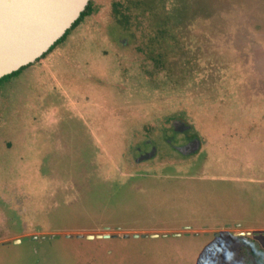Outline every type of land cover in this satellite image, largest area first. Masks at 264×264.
I'll return each mask as SVG.
<instances>
[{
	"label": "rangeland",
	"instance_id": "obj_1",
	"mask_svg": "<svg viewBox=\"0 0 264 264\" xmlns=\"http://www.w3.org/2000/svg\"><path fill=\"white\" fill-rule=\"evenodd\" d=\"M122 1L93 0L59 47L0 82V264H244L239 233L264 249V0L211 17L165 0L197 65L175 88L165 71L149 79L147 21ZM192 134L196 154L172 147Z\"/></svg>",
	"mask_w": 264,
	"mask_h": 264
},
{
	"label": "water",
	"instance_id": "obj_2",
	"mask_svg": "<svg viewBox=\"0 0 264 264\" xmlns=\"http://www.w3.org/2000/svg\"><path fill=\"white\" fill-rule=\"evenodd\" d=\"M88 2L89 0H0V78L35 62L47 52L79 18ZM171 126L173 133H186L191 128L189 123L180 119L173 120ZM166 141L171 143V136ZM200 145L199 137L192 134L184 144L172 147L183 155H192L198 152ZM155 153L156 147L152 145L150 151L139 154L134 161L138 163L146 160ZM95 237L108 235H87L89 239Z\"/></svg>",
	"mask_w": 264,
	"mask_h": 264
},
{
	"label": "trees",
	"instance_id": "obj_3",
	"mask_svg": "<svg viewBox=\"0 0 264 264\" xmlns=\"http://www.w3.org/2000/svg\"><path fill=\"white\" fill-rule=\"evenodd\" d=\"M228 1L229 0H201L198 10L202 13H208L203 16L211 17L222 10L228 9ZM193 2L194 0H185L183 2L184 12L186 5L189 12L193 11ZM122 4L125 9V15L130 16L133 21H139V23L144 19L147 21L148 30L146 34L144 33L145 30L141 29L140 45L145 46L144 59L150 68L144 70L148 74L149 79L152 80V74L165 71V74L171 80L170 82L173 88H175L174 86H183L185 80L192 79L194 72L193 66L197 67V65H192L185 50L177 45L175 34L177 35L178 31H175L173 26L169 23L170 15H168L165 9V0H123ZM92 10L93 0H90L85 10L65 34L33 63L44 59L56 47H59L65 36L74 30L84 17L90 15ZM31 64L32 63L23 66L11 74L1 77L0 82L15 75ZM185 72L187 73L186 77L189 79H186ZM236 240L239 243V252L244 264H264V249L254 238L244 234L236 236Z\"/></svg>",
	"mask_w": 264,
	"mask_h": 264
},
{
	"label": "flooded vegetation",
	"instance_id": "obj_4",
	"mask_svg": "<svg viewBox=\"0 0 264 264\" xmlns=\"http://www.w3.org/2000/svg\"><path fill=\"white\" fill-rule=\"evenodd\" d=\"M89 1H90V0H89ZM76 28H77V27H76ZM76 28H75V29H76ZM75 29H74V30H75Z\"/></svg>",
	"mask_w": 264,
	"mask_h": 264
}]
</instances>
